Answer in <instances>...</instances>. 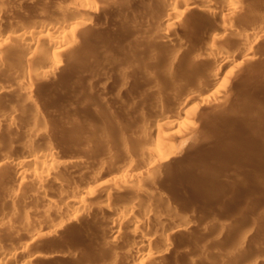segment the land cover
Here are the masks:
<instances>
[{
  "label": "rangeland",
  "instance_id": "1",
  "mask_svg": "<svg viewBox=\"0 0 264 264\" xmlns=\"http://www.w3.org/2000/svg\"><path fill=\"white\" fill-rule=\"evenodd\" d=\"M241 1L257 10L248 17L244 14L251 11L244 10L232 19L237 33L222 35L217 44H221L220 58L214 59L208 57L206 39L194 35L195 28L207 25L221 34L223 18L213 16L212 9L190 10L180 1L166 0V5H178L181 16L154 27L156 12L165 5L158 0H0L3 39L17 20L46 19L61 15L60 11L77 15L72 26L61 28L65 31L59 39L68 45L60 47L58 55L44 42L36 45L39 53L27 59L11 44L0 47V241L22 242L25 229L31 230L37 220L57 218L49 223L58 224L67 213L50 210L47 204L82 185L93 192L90 216L60 226L56 239L41 246L44 252L56 253L53 261L59 264L102 260L106 264L115 251L124 255H119L118 263L133 259L127 243L137 236L130 223H123L117 244L101 242L110 239L99 228L100 219L109 213L99 206L109 202L121 208L126 202L141 203L135 220L142 219L148 202L150 208L165 211L168 221L148 218L141 229L154 238L161 225L174 227L170 240L156 235L142 248L141 252L151 251L146 264H264V32L258 27L264 19V0ZM163 30L173 37L160 39ZM181 42L184 47L172 50ZM48 58L56 59L59 68L45 62ZM222 60L228 61L220 75L229 82L228 88L218 99L204 101V90L214 85L211 68ZM185 98L188 103L181 107ZM12 103L21 109L13 126L3 117ZM167 116L186 118L190 129H171L165 141L172 147L171 154L160 159L152 152L158 132L139 125ZM35 121L42 124V131L30 139L27 135ZM49 139L58 142L61 154L81 158L91 169H62L54 180L49 178L45 198L37 199L33 181L26 177L20 182L10 161L21 155L27 143L43 146ZM126 153L133 157L128 164L134 172L144 170L149 158L156 161L145 176L139 175L122 189L106 181L130 169L122 162ZM232 158L240 163L225 167ZM222 184L228 188L219 193ZM165 201L170 207H165ZM166 242L168 249L160 251ZM256 256L262 260L254 262Z\"/></svg>",
  "mask_w": 264,
  "mask_h": 264
},
{
  "label": "bare ground",
  "instance_id": "2",
  "mask_svg": "<svg viewBox=\"0 0 264 264\" xmlns=\"http://www.w3.org/2000/svg\"><path fill=\"white\" fill-rule=\"evenodd\" d=\"M158 1H161V3L165 4L166 0H158ZM176 1H180L181 4L185 8H188L190 10H191V8L198 9L199 6L204 7V8H202V10L204 12L210 11L212 9L213 16L219 15V17L221 16L223 18L224 22L218 28L220 30L221 34H217V33L212 32L213 30H215V28H213L212 26H209V25H207L204 29H201V28H195L194 29V35H199V36L204 37L206 39L205 43H206L208 50H209L208 51V55H209L208 57L214 58V59L220 58V53H221L220 51L222 50L221 44L218 45L220 48L217 47V44L220 43L219 41H220V39H222V35H224V34H236L237 33V30L233 28L232 19L235 18L236 15H239V14L242 15L247 11L248 12L251 11L248 14H244V15H247V17L249 14L251 15L252 13H255V12H252V10L254 11L255 8L251 10V7L249 8V6H247V4H246V6L248 7L247 8L243 4L244 2H242L241 0H229V2H227V3L224 2L225 4H220V5L214 4L211 0H176ZM162 5L163 4H161L162 8H160V11L156 12L157 15H156V21H155L154 27H159V26L163 25L164 23L174 22V20H175V19H173L174 17L181 16L180 11L176 8L178 5L176 7H173L170 4H167V5L165 4L163 6ZM244 10H245V12H244ZM182 11H184V10H182ZM242 11H243V13H241ZM60 12H61V15L60 14L58 16L53 15L52 17H50V15H49V17H46V19H42V18L41 19H28V20L22 19L19 22L17 20V23H15L11 26L9 25V27L6 29V34H5L4 39L2 36H0V47L3 46L4 44H6L7 46H9L11 44L15 50H17V51L20 50L22 52L23 58L27 59V58H30L31 55H33L35 51H37L39 53L38 49L37 50L35 49V48H37L36 45L38 43L44 42V44L46 43L48 45V47L53 50V54H57V53L59 54V51L61 49L60 47L68 45V42L65 39H63V38L59 39L61 37V33L63 31H65L64 29H61V28H63V26H72L76 22V18H77V15H75L74 13H73L74 14L73 15V14H70L71 12H69V14L65 13V11L64 12L60 11ZM2 14H3V8L2 9L0 8V17ZM32 18H34V17H32ZM253 23H255V22H252L250 24L253 25ZM258 27L260 28L261 31L264 32V19H262V21H259ZM172 37H173L172 34H170L168 31H165V30H163V32L159 36L160 39H163V38L171 39ZM245 37L248 38L249 35L245 34ZM184 45L185 44L183 42L179 43L177 46L175 44V47L173 46L174 48L172 50L181 49L182 47H184ZM251 49H252V45L250 47L247 46L245 51L247 53H250ZM49 58L45 62L48 63ZM49 61L52 63L51 64L52 66H54L55 68L57 67L56 69L59 68L58 67L59 63L55 62L56 59L53 60V58H51ZM227 64H228V61L222 60L221 62L217 63V65H215L214 67L211 68V74H213V76H215V78L213 77L214 78V85H213L214 89H212L213 86L207 87V89L204 90L205 92L206 91L207 92L202 97V100L209 101V99H213V98L218 99V97H220L223 94V92H225L227 90V88H228L227 85H229L228 84L229 82L224 79L225 78L224 76L220 77V75L222 74V70L227 66ZM119 85H122V84H120V81H119ZM0 88L2 89L3 86ZM186 97H187V95H186ZM187 98H185V100L182 101L181 107H183L184 105H186L188 103ZM6 108L7 109H6V112L4 114L5 116H3V117H4V119H7L8 121H10L9 123L11 124V123H13V121H15V119H16V117H17V115L21 109L18 108L17 106H15L13 103L8 105ZM140 122H141L139 125V128L141 127L140 129L149 128L151 130L153 129V130H156V132H158L157 133L158 139H157L155 145L153 146L152 152L159 155L160 159H163L162 158L163 155L171 154V150H172L171 148L172 147L169 146L168 144H166L167 142H165L168 138H170V135L172 133L170 130L173 128H177L180 131L181 130L186 131V130L190 129L189 128L190 127L189 122L184 117L173 118V117L167 116V117H165V119L161 118V120H154L152 122H148V121H140ZM34 124H35V126L33 127V129H31L30 133L27 135L30 137V139L31 138L33 139L34 138L33 136H36L37 131L38 130L40 131L42 129V124L36 123V121ZM14 126H15V124H14ZM161 130L163 132H161ZM52 141L53 140L50 141V139H49V141H46L47 143H44L43 146H35L33 143L28 145V143H27L26 146H24V147L22 146V150H20V151H22L21 155L20 156L17 155L15 157H12V159L10 161V166H12L14 173L17 174V179H19V181L20 180L23 181V179L26 177L30 178L29 180L33 181L34 185L38 189L37 192L35 193L36 195L34 194L35 198H37V199H44L45 198L44 193L48 189V186H49L48 182L50 180L49 178H51V181L54 180V179H52V177L58 176L62 169L67 168V169H72V170H77V171H79V170L85 171V170L91 169V166L88 163H86V161H84L83 159L73 158L71 155L69 156V154H67V155L61 154L57 150L56 144L58 142L55 143L56 141L55 142H52ZM43 142H45V141H43ZM150 155L152 156L153 154H150ZM154 159H156V158L155 157L153 159H152V157H151V159L149 158L148 163L146 164V167L144 168V170H141L139 172H134V171H132L133 168L129 167L130 166L129 164H131L130 162H131V160H133V157H131V154L126 153L124 155V157L122 158V162H125L127 164L129 163L128 167L130 169H126V170H124V172L121 170L122 173L111 176L110 179H108L106 181V183H110V182L112 183L113 182V183L120 184L122 189L128 188L127 184L130 183L131 181H133L134 178L138 177L139 175L147 174L149 172V170L153 167V164L156 161V160L153 161ZM239 159L242 160V158H239ZM150 160L153 162H150ZM225 163H226L225 167L234 168V166H236L240 163V160H238L237 158L236 159L232 158V159H229L228 161L226 160ZM127 164H125V165L127 166ZM25 165H30V166H29V168H25ZM97 166H98V164H97ZM100 169L102 170V166ZM94 180H91V181H94ZM103 183L105 184V181ZM58 188H59V186H58ZM60 188L57 190H60ZM227 188H228V186H227ZM227 188H225L223 185V187L218 188V192L222 193L223 190L225 191V189L227 190ZM68 190H66V191H68ZM135 190L138 192V194L141 192V189L140 190L135 189ZM134 191H132V192L137 195V192H134ZM65 192H64V194H66V195L62 196L63 193H61L59 195V196H62L61 198H59V199L53 198V200H50L46 207L48 209L50 208V210L54 208V209L58 210V213L59 212H61V213L65 212V213H67L66 216L63 215V217H61V218L59 217L60 219L58 221L59 222L58 224L57 223L53 224L52 222L49 223V221L52 220L50 218H49L50 220H48V222H45V223H43L42 221L37 223V221H39V220H37L36 222L34 221L36 224H33V225L31 224L32 225L31 230L29 228H28L29 230L25 229V232L23 235L24 236L23 238L27 239L26 241H25V239H23L25 242H23V240H22V242L20 241L21 243L17 242L18 244H12V243L9 244L8 242L3 243L0 241V264H59L60 263V262H58L57 259L55 261H53L56 253L54 254V252L50 253L48 251L44 252L43 250H45V249H43V248H42L43 250L41 249L42 243H44L45 241H51V243H52V240L56 239V236L58 235V233L60 231L59 229H62L60 226H62V225L64 226L66 223L72 222L73 220L74 221L78 220L79 217L82 218L84 216H90V214L93 210V207L89 201L90 198L93 196V192L90 189V187L81 185V187H79V186L73 187L72 189H70L68 191V193H65ZM130 195L131 194L129 193V196ZM241 196H243L242 197L243 199H245V197H247L244 194ZM261 200L264 203V197ZM165 202H167V201H165ZM126 203H125L124 208L112 207V205H114V203H112V202L111 203L109 202L107 205L104 204L103 206H99L101 209L105 210L106 212L108 211V213H109L108 217L100 219L101 220L100 225L102 227L99 225V228L103 229L104 232L107 233V235L109 233L110 239L109 240L104 239L105 241L102 240L101 242H103V244L105 243L106 245H110L111 247L113 244H117L119 242V238L121 237L120 232H121V228H122L123 223L124 222L130 223V225L133 227L132 234L137 236V238H135V239L133 238V240L130 239L131 241H129L127 243L128 244L127 245V249H128L127 252H129L132 255L133 259H131V261H128V262L126 261V262H127V264H146L147 258L150 256L152 257V255H151L150 250H148L145 253L143 251L141 252L142 248L150 245L153 242L156 235L162 240H165V241L170 240L171 232L174 230V227L171 224H170V226H168L166 228L164 227V225H161L159 228H157L155 230V235H154L155 237L153 238V236H150L149 234L143 233L141 231V229L143 228L144 223H146V221H148V218H156L159 220L165 219V221H168L169 219H167V216L165 217V211L163 212L162 209H161L162 211H159L158 207H157V209H153L155 207L150 208L151 205L149 204L150 205L149 206L148 205L149 202H148L147 204L145 203V208H143V210L141 211L142 219L141 220H135V214H136L137 210L143 205L141 203H137V202H136L137 204H134V205H127L128 203L127 204ZM162 204H160V205H162ZM165 207H167V208L170 207L169 203ZM54 219L52 221H54ZM55 220H57V218ZM31 222L33 223V221H31ZM209 222H210V220H209ZM217 222H218V219H217ZM76 223H79V222L77 221ZM224 227H225V225H224ZM222 228L223 227H221V229ZM103 230H101V231H103ZM217 230L219 232V230H220L219 227ZM220 232H222V231H220ZM22 233H21V236H22ZM19 238H21V237L19 236ZM44 244H46V243H44ZM44 244H43V246H44ZM166 244H168V242H166L165 244H163L160 247V248H162L160 251L168 249ZM103 249H105V247H103ZM52 251H54V250H52ZM160 251H158V252H160ZM109 252H111V251H109ZM108 254L110 255V253H108ZM97 255H98V251H97ZM100 255H99V257H100ZM119 255H121V253L120 252L117 253L115 251V252H113L111 257L108 256V258H107V256L103 255V257H104L103 259L107 258L106 264H116V263L119 264L121 262H122V264H123V262L125 263V261L123 259H121V261L119 260V263H118L117 259L119 258ZM121 256H120V258H122L124 255L122 257ZM101 257H102V255H101ZM56 258H57V256H56ZM254 259L255 260H253V261L256 263L258 261L262 260L261 258H259L257 256L254 257ZM102 261H101V263H102ZM189 262L190 261H188V263L186 262V264H193L196 261H194L193 263L192 262L189 263ZM103 263H104V261H103ZM61 264H63V263H61Z\"/></svg>",
  "mask_w": 264,
  "mask_h": 264
}]
</instances>
